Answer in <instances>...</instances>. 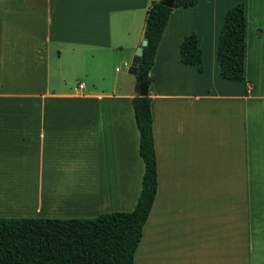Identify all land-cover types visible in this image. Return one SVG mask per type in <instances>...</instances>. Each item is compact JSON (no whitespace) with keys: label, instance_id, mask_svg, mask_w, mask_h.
<instances>
[{"label":"crops","instance_id":"1","mask_svg":"<svg viewBox=\"0 0 264 264\" xmlns=\"http://www.w3.org/2000/svg\"><path fill=\"white\" fill-rule=\"evenodd\" d=\"M157 1L0 0V218L133 211L138 86L116 66L130 73ZM238 3L244 80L230 82L216 46ZM191 34L201 72L180 63ZM149 77L157 188L133 264H264V0L175 9Z\"/></svg>","mask_w":264,"mask_h":264},{"label":"trees","instance_id":"2","mask_svg":"<svg viewBox=\"0 0 264 264\" xmlns=\"http://www.w3.org/2000/svg\"><path fill=\"white\" fill-rule=\"evenodd\" d=\"M198 0H176V8L188 9ZM175 9L152 2L145 14L147 45L143 47L138 77L149 87V71L167 25ZM246 19L243 3L229 8L219 30L216 59L220 76L242 82L245 68ZM180 63L202 71V51L195 34L179 45ZM139 135L138 154L144 170L141 190L133 211L107 213L91 219L0 218V264H133L156 194V159L152 140L150 98L131 100Z\"/></svg>","mask_w":264,"mask_h":264},{"label":"water","instance_id":"3","mask_svg":"<svg viewBox=\"0 0 264 264\" xmlns=\"http://www.w3.org/2000/svg\"><path fill=\"white\" fill-rule=\"evenodd\" d=\"M159 3L162 6H165L167 8L170 9H175L176 8V0H160ZM147 45V40H146V35L144 36L143 41L141 42V46L136 50V53L133 57L132 60V65H131V69H130V73L137 77L138 76V65L141 62V56L143 53V47H145ZM138 96L143 97L146 96L148 94V87L146 86L145 83L142 82V78L138 77Z\"/></svg>","mask_w":264,"mask_h":264},{"label":"rangeland","instance_id":"4","mask_svg":"<svg viewBox=\"0 0 264 264\" xmlns=\"http://www.w3.org/2000/svg\"><path fill=\"white\" fill-rule=\"evenodd\" d=\"M157 2H159V1H157ZM130 66H131V64H130ZM116 68L118 69V71H120L119 82H120L121 85H123L124 81H125V85H126V82L130 83L131 81H133V79H135V77L132 76L129 73V71H128L129 69L126 66H124L123 64L122 65H117ZM68 79H69L70 84L75 85V81H74V77L73 76L69 77ZM126 87H128V85H126Z\"/></svg>","mask_w":264,"mask_h":264}]
</instances>
